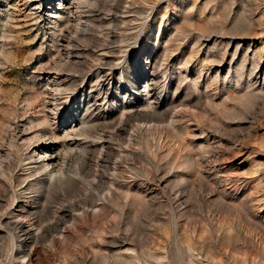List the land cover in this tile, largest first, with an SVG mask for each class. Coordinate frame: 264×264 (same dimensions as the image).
Wrapping results in <instances>:
<instances>
[{"label": "rangeland", "instance_id": "374dc122", "mask_svg": "<svg viewBox=\"0 0 264 264\" xmlns=\"http://www.w3.org/2000/svg\"><path fill=\"white\" fill-rule=\"evenodd\" d=\"M80 4L0 0V264H264V0Z\"/></svg>", "mask_w": 264, "mask_h": 264}, {"label": "bare ground", "instance_id": "6f19581e", "mask_svg": "<svg viewBox=\"0 0 264 264\" xmlns=\"http://www.w3.org/2000/svg\"><path fill=\"white\" fill-rule=\"evenodd\" d=\"M80 1L81 0H76V3L77 4H80ZM83 1V0H82ZM88 3V2H87ZM81 5V4H80ZM78 6V5H77ZM84 6V5H83ZM81 7V6H80ZM78 7H76V8H74V9H77ZM78 10V9H77ZM76 10V11H77ZM69 11V10H68ZM73 12V11H72ZM71 12V13H72ZM77 15V14H76ZM79 15H81V14H79ZM83 16H84V14H82ZM69 16V15H68ZM84 17H87V16H84ZM66 18V17H65ZM82 18V17H81ZM88 20V19H87ZM93 21V20H92ZM68 22V21H67ZM69 24V23H68ZM85 25V24H84ZM86 26V25H85ZM80 28V27H79ZM102 80V79H101ZM104 80V79H103ZM98 84H100V83H98ZM147 93V92H146ZM89 141V140H88ZM93 141V140H92ZM100 141H102V139H100ZM90 142V141H89ZM94 142V141H93ZM91 143V142H90ZM93 144V143H92ZM97 144V143H96ZM101 144V143H100ZM91 145V144H90ZM94 145H95V143H94ZM93 146V145H92ZM47 156H45V158H46ZM52 157V156H51ZM43 159L42 160V164L41 165H43V167L45 168L44 170H46V168H48V167H51L52 166V161H47L46 159ZM56 164V163H55ZM54 166V165H53ZM53 169V168H52ZM54 170V169H53ZM53 172V171H52ZM51 172V173H52ZM49 175H51V174H49ZM52 176V175H51Z\"/></svg>", "mask_w": 264, "mask_h": 264}]
</instances>
